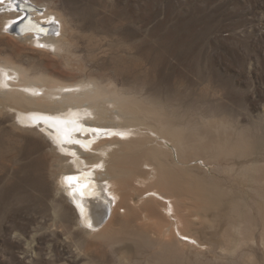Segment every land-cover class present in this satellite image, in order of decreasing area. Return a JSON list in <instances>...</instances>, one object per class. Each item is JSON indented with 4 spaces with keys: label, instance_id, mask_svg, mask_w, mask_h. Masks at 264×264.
<instances>
[{
    "label": "rangeland",
    "instance_id": "rangeland-1",
    "mask_svg": "<svg viewBox=\"0 0 264 264\" xmlns=\"http://www.w3.org/2000/svg\"><path fill=\"white\" fill-rule=\"evenodd\" d=\"M38 1L53 3L73 22L76 56L63 54L71 66L10 34L0 33V56L33 76L44 71L62 82L79 80L83 72L100 76L103 85L149 106L151 93L184 128L224 117L234 134L230 150L227 142L217 157L200 152L190 166L179 164L188 200L260 201L240 169L264 162V0ZM33 104L23 101L25 108ZM158 156L178 162L172 153L152 154L158 166L163 165ZM54 160L36 130H17L0 114V264H119L81 233L75 209L55 193L49 173ZM205 215L218 219L217 228L197 229L203 243L199 258L214 264L211 251L221 249L228 219L214 209ZM118 249L124 260L135 259L132 244ZM251 251L264 264L254 245L222 259L245 264Z\"/></svg>",
    "mask_w": 264,
    "mask_h": 264
},
{
    "label": "bare ground",
    "instance_id": "bare-ground-1",
    "mask_svg": "<svg viewBox=\"0 0 264 264\" xmlns=\"http://www.w3.org/2000/svg\"><path fill=\"white\" fill-rule=\"evenodd\" d=\"M29 20L48 31L27 30ZM72 23L53 3L0 0L1 34L42 48L39 50L45 55L49 49L59 63L64 60L69 65L71 58L63 54L76 56ZM12 62L0 56V114L17 130H36L45 139L55 159L49 172L55 193L75 209L81 233L93 238L112 261L204 264L199 258L203 243L196 231L203 225L217 228L218 219L205 215L212 209L228 219L219 240L221 249L210 250L216 253L214 264H228L223 259L235 256L246 245L257 246L264 255V162L254 161L240 169L259 202L248 204L243 198L230 203L208 198L189 201L183 186L179 164L190 166L200 152L217 157L227 142L229 148L234 134L224 117L184 128L151 93L149 106L144 101L134 102L138 98L121 94L116 86L103 85L102 78L94 74L82 71L81 79L62 82L44 71L33 76L29 68ZM24 99L34 103V108H25ZM31 121L39 123L22 126ZM155 153L163 157L175 154L178 162L170 164L158 156L156 162L163 161L158 166L152 160ZM73 175L79 176L81 183L88 182L83 190V217L69 199L70 188L61 184L63 177ZM84 220L94 230L82 226ZM120 244H132L135 259L124 260ZM186 246L188 255L184 253ZM244 263L257 264L252 251Z\"/></svg>",
    "mask_w": 264,
    "mask_h": 264
},
{
    "label": "snow or ice",
    "instance_id": "snow-or-ice-1",
    "mask_svg": "<svg viewBox=\"0 0 264 264\" xmlns=\"http://www.w3.org/2000/svg\"><path fill=\"white\" fill-rule=\"evenodd\" d=\"M20 19H23V17H21ZM19 21H15L14 23H18ZM53 23H57L56 21H52ZM27 30H37L41 33H46L48 31L47 28H43V27H38L37 25L32 24L31 20H29L28 25L26 26ZM26 29H22V30H26ZM42 46V45H41ZM37 123H39V121H31V122H27V123H23L22 126L24 127H34ZM57 146H59L57 144ZM61 184L62 185H66L70 188V191H68V195L69 197L72 198L74 204L76 205V207L79 209L81 216H85L86 212H85V208L84 205L82 203V199L84 197V188H86L88 186V182L85 181L84 183L80 182V177L79 176H65L62 178L61 180ZM83 225L85 227H87L90 230H94L92 228V225L87 223L85 220L82 222Z\"/></svg>",
    "mask_w": 264,
    "mask_h": 264
}]
</instances>
